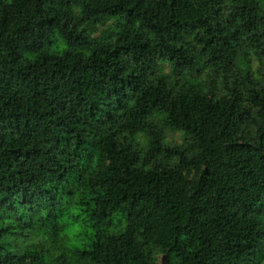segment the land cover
Wrapping results in <instances>:
<instances>
[{"label": "trees", "instance_id": "obj_1", "mask_svg": "<svg viewBox=\"0 0 264 264\" xmlns=\"http://www.w3.org/2000/svg\"><path fill=\"white\" fill-rule=\"evenodd\" d=\"M262 249L264 0H0V264Z\"/></svg>", "mask_w": 264, "mask_h": 264}, {"label": "rangeland", "instance_id": "obj_2", "mask_svg": "<svg viewBox=\"0 0 264 264\" xmlns=\"http://www.w3.org/2000/svg\"><path fill=\"white\" fill-rule=\"evenodd\" d=\"M98 30H101L100 28ZM97 34V33H95ZM163 67H164V70L167 71L168 67H167V64L164 63L162 64ZM255 66V63L253 62V67ZM248 129V128H247ZM251 128H249L248 130H250ZM166 139L168 141H175V142H179L181 140V137H180V134L178 132H168L167 135H166ZM88 228H86L85 226H82L81 229L79 230L80 232L82 231H87ZM79 232V233H80ZM66 236L68 237V240L69 241H73V240H76V239H79L81 238V235H76V236H73V233L72 232H65ZM262 251H264L263 249L260 250L259 253H263ZM173 260L174 258L173 257H170V263H173ZM161 261H162V256L161 255H158L157 256V263L156 264H161ZM257 264H264V257L261 258V260H259V262Z\"/></svg>", "mask_w": 264, "mask_h": 264}]
</instances>
